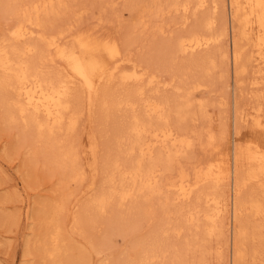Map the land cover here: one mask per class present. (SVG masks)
I'll return each instance as SVG.
<instances>
[{
    "label": "rangeland",
    "instance_id": "obj_1",
    "mask_svg": "<svg viewBox=\"0 0 264 264\" xmlns=\"http://www.w3.org/2000/svg\"><path fill=\"white\" fill-rule=\"evenodd\" d=\"M183 5L188 6L187 11L182 9ZM228 10L227 0H207L203 5H199V0H63L53 10L40 14L39 19L44 24L39 28L40 32L51 34L65 28V40L69 45L78 33L115 37L120 41L123 56L131 63H123L125 69L122 64L121 70L114 75L116 78L113 76L99 84V92L94 95L91 105L82 84L79 81L71 83L67 115L77 114L78 122L72 128L66 119L53 133L38 135L35 128L17 114L9 119L2 103V98L8 94L0 90V264H232L231 215L227 217L222 213L214 221L210 220L207 215L214 206L206 201L210 196L230 199V185L206 181L187 201L179 200L176 189L166 185L176 181L181 170L194 181L195 172L204 173L211 164L222 161L225 153L230 152L234 139L241 145L254 142L264 148V133L252 123L258 110L264 118V64L254 60L253 42L240 39L242 58L238 74L235 73ZM15 22L16 17L1 6L0 36L3 33L8 36ZM191 32L211 35L215 39L196 51L178 52L175 48L178 37ZM37 44L45 55L39 62L42 74L53 79L67 74L64 62L55 55V60H50L46 44L41 41ZM16 45L20 47L21 43ZM40 56L34 54L32 63ZM131 60L148 68L156 80L150 83L146 77L131 82V85L130 81L123 82L120 74L132 69L130 66L135 62ZM198 83L201 85L196 86ZM138 88L142 99L131 105L122 102L124 108L115 104L118 99H128V94ZM235 96L239 110L249 113L247 120L238 121L236 134ZM164 97L168 102L160 113L144 108V100H162ZM184 102L187 115L182 118L177 107ZM130 112L146 118L148 126H154L155 122V126L164 123L179 126L188 145L171 147L156 143L152 153L142 157L144 167L153 162L159 169L155 191L147 187L134 189L121 202L116 201V196L104 213H94L89 207L96 198L94 194L98 197L108 188L106 171L102 173L106 164L117 161L122 171L135 158L136 153L129 154L127 150L133 138L128 132ZM92 139L96 144L94 152ZM63 147L77 150V154L73 153L75 163L81 168L78 180H69L68 165L65 168L57 159L58 148ZM90 161H93L92 165ZM102 175L105 178L102 179ZM100 180L105 181L107 187L100 184ZM126 181L129 185L130 180ZM116 182L119 183L117 179ZM260 190L259 183L250 181L243 196L246 199L261 196ZM54 202L63 204L55 216L63 247L50 255L43 252L46 243L50 246L45 219L50 218L49 209ZM251 211L248 209L240 219V224L246 228V238L242 240L244 257L238 264H264V213L255 215ZM143 248L146 258L142 256Z\"/></svg>",
    "mask_w": 264,
    "mask_h": 264
},
{
    "label": "bare ground",
    "instance_id": "obj_2",
    "mask_svg": "<svg viewBox=\"0 0 264 264\" xmlns=\"http://www.w3.org/2000/svg\"><path fill=\"white\" fill-rule=\"evenodd\" d=\"M25 1L26 0H0V7L2 6V8L9 15L16 17V22L9 29V35L5 37L3 36L4 35L3 33V35L0 36V90L7 92L8 94V96L6 95V97L2 98V103L6 107V110H7V117L11 119L12 117H14L15 114L19 115L20 117H23L26 122L30 123L35 128L38 135H42L45 132H47V134L51 132L53 133V130L55 128L60 127L66 121V119H68L69 125L73 128V126L78 122L77 121L78 116H76L77 114L76 115L71 114L70 112H69L70 113L69 116L67 115V110L69 108L68 95L71 97V95L69 94L70 84L73 83L74 81H79L82 84L81 86H83L85 90L87 91V100L89 102V105H91L94 95L97 92H99L97 91L99 84L104 80H107V81L111 80L113 76L115 75L116 71L121 70L120 68L122 67V64L125 62H129L130 59L125 58L123 56L124 53H123V49H122L119 39L112 37V36L111 37H108L106 35L105 36L103 35L102 36L101 35L91 36L90 34L78 33L73 37L72 44L69 45L67 44L65 40L66 38L64 34L65 28L64 29L60 28L56 32L51 33V34L40 32L41 29L39 30V28H41L44 25V24H41V20L39 19L40 14L43 11L53 10L56 4L59 2H62L63 0H29L28 2L27 1L25 2ZM206 1L207 0H199V5H203ZM227 2H228V9H229L227 11L228 19H229L228 23L230 27V33H231L230 34L231 36L230 45L232 49L231 58H232V63H233L232 66H234L233 68H235V73L238 72V69L240 67V59L242 58L241 57V46L242 45H240V42H239L240 39L242 40L247 39L253 42V46L256 52L254 60L257 61L258 63L264 64V0H227ZM187 5L182 6V9L184 11L188 10ZM223 15H225V11L223 12ZM64 17L66 16L64 15ZM99 34H101V30ZM36 37L38 38L35 40L34 38ZM214 39H215L214 36H211V35H205L201 33L198 34L197 32L196 33L191 32L189 34H186V35L183 34L179 36L175 43V48H177L176 50H178V52L179 51L184 52V53L188 51L193 52V51H196L198 49H201L203 47L210 45V43L213 42ZM39 41L44 42L46 44L45 49L46 51H48V54L50 55V60H55L54 59V55H55L56 57L60 58L64 62V64L66 65L65 71L67 74L65 75L60 74L61 76L57 75L58 77H56V79L47 77L46 75L42 74V72L40 71L39 62L40 60L44 58L45 55L42 54V50L38 47L37 42ZM16 43H21V46L18 47ZM34 54L41 55L39 60L36 63H32L31 61V58L32 56H34ZM131 61H134V60H131ZM136 63L137 62H135V64L133 63L134 65L130 66L132 67L131 70L128 69L129 67L126 68V70H130V71L121 72L120 78L123 82L130 81V85H131V82H139V81H142L146 77L148 78L147 80H149L150 83L156 80L155 79L156 76L150 73L148 68L142 67L143 65L141 66ZM124 65L125 64H123L122 68H124ZM155 71H156V68H155ZM56 74H59V73H56ZM171 79H172V76H171ZM115 81H114V84H115ZM107 84L108 83L106 82V85ZM159 84L161 85L163 83L159 82ZM200 85L201 84L199 83L196 84V86H200ZM133 91L134 92H130V95L128 94L129 96L128 99L123 100V98L120 96L122 100L118 99V101L116 102L114 100L113 101L115 102L116 105H119L122 102L124 104H130V105L134 104L135 102L139 101L138 99H142V97L140 96L142 93H141V89L139 88ZM70 92H71V89H70ZM116 94L118 93L116 92ZM155 94L159 95L158 93H155ZM124 95L126 96V93ZM122 96H123V92H122ZM144 101H145L144 108L146 110H150L153 112H156V111L159 112V110H162L163 106L168 102V100L165 97L162 100L153 99V100H147V101L144 100ZM141 107L143 108V106ZM186 107H187L186 102H184V104L182 103L179 104V106L177 107L178 111L181 113L182 118H185L187 115ZM259 111L260 110H258V113L253 117L252 123L254 127L262 130L264 133V118H262V115L261 113H259ZM82 112L84 113V111ZM158 112L156 114H158ZM248 115L249 113H246V112L242 113L239 110L238 101L236 100V96H235L234 98V125H235L234 133L235 134L238 132L237 131L238 121L240 119L247 120ZM130 118L131 119L129 120L130 122L128 125V132L130 133L131 136H133V138L131 142L129 143L130 146H128L127 150H129V154L136 153L134 154L135 158L134 160H132L129 167L122 171H121L120 164L117 161L107 163V164L105 163L106 169L104 168L105 169L103 170L104 172L102 171L101 172L105 173L106 171V181L108 183V188L106 190H102L101 188H99L102 191L100 192L99 190L100 194L99 192H97V195L99 194L98 197L95 196L94 194V197H96L95 199L93 195L91 196L94 200L93 201L91 200L92 203L90 202L91 204L89 207L93 210L94 213L105 211L106 208L108 207V204L113 202L112 200H114L116 196L118 197L116 200L117 202L118 201L121 202L125 200L129 195H131L134 189L140 190V189H143L144 187L145 188L147 187L150 191H153V189L155 191V187H158L157 172L159 169L157 168V165L153 162L152 163L148 162L149 165L144 167L143 166L144 163H142V157L144 155L151 154L155 147L154 145L156 143L163 144L164 146L168 144L171 147L172 146L184 147L188 145L187 137L185 133L180 129L179 126H178L179 129L167 123H164L162 125L158 124V126H155L156 122L155 124H153L154 126L152 125L148 126L146 122V118L144 119V117L139 116L137 114H132ZM161 119L163 121V118ZM88 139L90 140L91 138H88ZM93 139L91 143V149L94 152L96 148V144H93ZM88 147H90V144L88 145ZM58 150L59 152H58L57 159H59L61 163L65 165V168L67 165L69 167V175H68L69 180L71 181L78 180L79 176L81 175V168L75 163V155L73 153L74 150L71 151L72 149L69 147L68 148L63 147L62 149L58 148ZM76 151H74L75 154H77ZM90 154L92 155V153ZM94 156L96 159L97 158L96 155ZM148 161H150V159H148ZM92 162L90 165H92ZM92 167L95 168V166H92ZM180 172H181L180 174L178 173L179 177L178 179H176V181L173 180L166 184L168 187H173V189L174 188L176 189V191L178 192V195L176 194V197L178 196L179 200L180 199L183 201L190 200L194 192L198 189V187L204 184V182L206 181L207 182L212 181L216 184L225 183L227 185L228 184L230 185V192H231L230 199L228 197L227 199L221 200V199H217L216 196L215 197L210 196V197H207V199L205 198L208 203L213 204L214 206L213 210L208 215L206 213V215L212 221H214L216 217L218 216L220 217L222 213H226L227 217L228 215L229 216L231 215V220L233 223V231L231 235L232 237L231 238L232 240L231 260H232V264H238L239 261H242L240 259L244 257L243 256L244 250L242 247V245L244 246V243L242 244V240L244 239V237L246 238V230H245L246 228L245 226L243 227L240 224L241 216L247 213L248 209L249 211L252 210L255 215H258V214L261 215L264 213V148L254 142H247L246 144L241 145L239 142H237L234 139L230 152L225 153L222 161L220 163L218 161V163L211 164L207 171L205 172L203 171L204 173L196 174L195 172V175L197 177H194L196 178L194 181L189 180L188 175L187 173L184 172V170H181ZM90 174L92 176V173ZM101 178L103 179L105 178V176L103 177L102 175ZM92 179H91V182L93 181ZM116 179L119 181V183L116 182ZM127 179L130 180L129 185L125 184L127 182L126 181ZM250 181H255L259 183V187L261 189L260 191L262 192L261 193L262 195L261 196L259 195L260 197L254 196V197L246 199L243 196L244 189ZM104 182L100 184H103ZM105 183L103 185L106 186ZM97 187L99 186H96L95 188ZM135 194H136V191H135ZM62 208H63L62 203L60 202L52 203L51 208L49 209L51 213L48 215V217L50 218L45 217L46 218L45 222L47 224L46 226L49 230L47 240L49 241L48 243L50 244V246H48L47 243L45 244L43 248V252L45 254L52 255L54 253H57L59 252L60 247L62 246L60 244V241H61L60 226L55 217L56 213L60 212ZM210 208L212 209V207ZM248 221L250 220L248 219ZM248 221H246V223ZM154 232L156 233L155 230ZM142 250H143L142 256H145L144 248ZM144 258H146V256ZM148 260L150 259L148 258Z\"/></svg>",
    "mask_w": 264,
    "mask_h": 264
}]
</instances>
